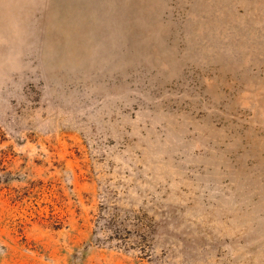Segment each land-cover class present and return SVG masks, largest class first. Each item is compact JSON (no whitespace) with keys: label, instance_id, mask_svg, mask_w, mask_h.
<instances>
[{"label":"rangeland","instance_id":"rangeland-1","mask_svg":"<svg viewBox=\"0 0 264 264\" xmlns=\"http://www.w3.org/2000/svg\"><path fill=\"white\" fill-rule=\"evenodd\" d=\"M0 264H264V0H0Z\"/></svg>","mask_w":264,"mask_h":264}]
</instances>
